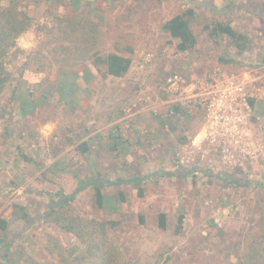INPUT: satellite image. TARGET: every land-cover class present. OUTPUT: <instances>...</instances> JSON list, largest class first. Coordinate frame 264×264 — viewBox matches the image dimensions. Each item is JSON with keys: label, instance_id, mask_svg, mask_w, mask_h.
<instances>
[{"label": "rangeland", "instance_id": "1", "mask_svg": "<svg viewBox=\"0 0 264 264\" xmlns=\"http://www.w3.org/2000/svg\"><path fill=\"white\" fill-rule=\"evenodd\" d=\"M188 8L197 44L180 52L163 25ZM27 11L0 94V264H60L59 245L100 248L114 264H247L264 236V100L247 125L252 145L235 148L206 132L203 114H170L165 82L217 63L264 74L262 0H31ZM217 21L244 34L243 49L210 34ZM108 52L132 59L125 76L104 77ZM134 176L143 196L106 185ZM91 177L104 183L102 207L93 186L74 194Z\"/></svg>", "mask_w": 264, "mask_h": 264}, {"label": "trees", "instance_id": "2", "mask_svg": "<svg viewBox=\"0 0 264 264\" xmlns=\"http://www.w3.org/2000/svg\"><path fill=\"white\" fill-rule=\"evenodd\" d=\"M30 1L31 0H0V94L11 82V72L7 69L9 55L13 49L18 48L17 40L25 35L32 25V17L27 11V6L30 4ZM192 15L193 9L188 8L183 13L177 14L168 19L163 25L164 30L169 33L170 37L177 40L176 48L180 52L192 50L197 44L196 36L190 26V16ZM212 25L213 27L210 31L212 36H227L236 46H238V48H244V41H246V38L244 34L232 26L231 22L225 23L217 21ZM209 28L210 24L206 26V29ZM221 60H223V58ZM97 62L103 66L104 77L112 76L115 78H121L128 73L132 64V59L129 56L116 52H108L105 55L99 56L97 58ZM85 73L88 75V72ZM67 76L69 75L67 74ZM187 139V136L183 137L184 141ZM116 147H118L117 142H115L114 149ZM77 150H79L82 154H86L90 151V146L88 142L84 141L77 146ZM156 174L163 175L164 173L157 171ZM168 175L170 176L172 173ZM143 179L144 177L134 176L132 178L121 179L116 182H106V185L130 183L138 189L139 196H143ZM244 185L249 186L250 184L246 182ZM88 186H93L95 190V202L99 207H102L105 199L102 192L104 183L98 181L94 177H91L86 181L79 180L78 187L76 188L74 194L81 192ZM74 194L71 197H74ZM64 205L65 204L61 202L59 207H63ZM14 206L24 209V206L19 204H15ZM59 213L60 210H53L49 213V216H57ZM159 217V226L165 230L166 214L161 213ZM56 220L58 221L59 218H56ZM179 221L181 222L182 218H180ZM74 222L77 224V220L74 219ZM76 224L69 221L68 227L65 228L66 231L75 232L77 230L75 226ZM7 228L8 221L0 217V229L6 230ZM57 249V256L60 264H114L113 262H110L109 259L101 253V251H98L100 248H98L97 251L94 250V252L91 249L88 250L90 255H84L81 253L78 254L76 250H70L66 253L62 245H59ZM247 251L248 252H245L248 256L246 257L247 264H264V236H257L249 245ZM6 255L8 254L6 253Z\"/></svg>", "mask_w": 264, "mask_h": 264}, {"label": "built area", "instance_id": "3", "mask_svg": "<svg viewBox=\"0 0 264 264\" xmlns=\"http://www.w3.org/2000/svg\"><path fill=\"white\" fill-rule=\"evenodd\" d=\"M165 84L170 114L183 117L201 113L211 137L235 148L252 145L247 125L253 104L264 100V74L236 71L217 63L195 77L174 72Z\"/></svg>", "mask_w": 264, "mask_h": 264}, {"label": "crops", "instance_id": "4", "mask_svg": "<svg viewBox=\"0 0 264 264\" xmlns=\"http://www.w3.org/2000/svg\"><path fill=\"white\" fill-rule=\"evenodd\" d=\"M264 2V0H262V3ZM263 5H264V3H263Z\"/></svg>", "mask_w": 264, "mask_h": 264}]
</instances>
